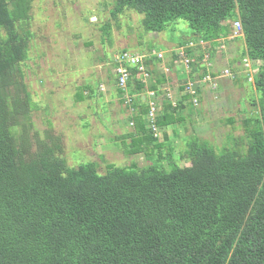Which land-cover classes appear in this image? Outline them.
I'll list each match as a JSON object with an SVG mask.
<instances>
[{"label":"trees","instance_id":"trees-1","mask_svg":"<svg viewBox=\"0 0 264 264\" xmlns=\"http://www.w3.org/2000/svg\"><path fill=\"white\" fill-rule=\"evenodd\" d=\"M34 1L0 0V264H264V0H113L115 20L126 10L136 14L128 22L137 33L157 35L184 22L198 36L196 51L201 42L230 37L240 21L245 48L229 67L235 74L243 71L249 83L253 71L242 65L248 58L260 98L251 103L241 137L229 135L216 150L194 136L177 152L167 130L174 135V125L195 121L186 103H199L200 86L209 83L201 67L204 55L196 61L185 51L192 72L201 71L191 78L200 79L194 94L188 82L173 84L148 68L154 78L148 90L178 86L180 97L163 110L156 102L153 123L142 97L146 83L132 69L127 90L117 87L120 96L130 95L127 108L135 109L129 118L135 135L130 143L123 137L127 165L110 163L104 172L96 162L69 166L62 136H27L31 111L38 108L23 70L30 67ZM122 25L119 20L115 26ZM102 30V44H112L108 22ZM155 51L149 43L140 51L145 67L160 54ZM179 54L172 50L170 58L180 63ZM138 154L151 162L136 166L131 159ZM181 161L189 165L182 167Z\"/></svg>","mask_w":264,"mask_h":264},{"label":"rangeland","instance_id":"rangeland-1","mask_svg":"<svg viewBox=\"0 0 264 264\" xmlns=\"http://www.w3.org/2000/svg\"><path fill=\"white\" fill-rule=\"evenodd\" d=\"M113 4V0L34 1L29 29L33 37L27 57L31 68L23 67V70L38 108L31 111L32 127L27 133L28 138L37 134L42 137L46 134L62 136L63 156L72 167L96 162L100 171L104 172L110 163L126 166L128 159L123 150V137H126L127 143L131 142L130 135H135V124L133 119H129L132 110L126 104L130 103L129 93L125 92L129 97L122 95L124 102L115 86L118 80L116 59L125 49L129 53L139 54L148 43L154 47L156 55H163L160 61H156V58L159 59L154 55L155 61L150 63L149 68L166 74L167 81L173 84L180 79L183 84L188 82L187 86L194 88L200 79L191 78L200 76L201 71L193 73L192 63L190 68L182 63L174 65L170 58L172 50H191L192 58L196 61L203 54L202 60L207 63L201 65L202 68L207 66L205 78H209L208 84L200 86L201 101L194 104L197 107L189 101L186 103L194 113L191 119L195 121L185 120L174 125V135L172 130H167L173 136L172 139L167 135L177 152H183L194 136L207 141L217 150L227 144L229 135L236 138L244 135L243 121L251 117L254 110L251 103L260 98L254 85L257 72L251 67L247 68V58H243L242 65L250 69L249 73L253 71L252 78L247 77L249 83L246 75H242L243 71L235 74L229 67L241 47L245 48L244 39L239 38L231 27L230 37H237L235 40L222 39L213 44L205 42L201 50L196 51L190 43H197L198 36L184 22H175L157 35L147 34L143 30L137 33L134 31L135 24L128 22L135 20L136 14L126 10L120 12L115 20ZM91 16L98 17V21L89 22ZM119 20L123 25L117 28L115 25ZM106 22L111 26V46L103 45L101 41ZM140 42L143 48L139 47ZM104 54L105 60H98L103 59ZM237 65L241 69V64ZM53 69L57 73H51ZM232 74L235 77L233 80ZM153 79H146L144 90L147 93L151 91L148 88ZM167 86H162L158 94L156 92V101L161 110L166 103L173 101L175 103L172 105H175L180 99L178 86L172 90ZM80 94L83 95L81 99L78 98ZM144 105L148 106V102H144ZM230 118L234 119L233 124L228 123ZM161 134L163 136V132ZM131 161L139 167L151 162L144 154L134 155ZM179 165L185 167L189 163L181 161Z\"/></svg>","mask_w":264,"mask_h":264},{"label":"built area","instance_id":"built-area-1","mask_svg":"<svg viewBox=\"0 0 264 264\" xmlns=\"http://www.w3.org/2000/svg\"><path fill=\"white\" fill-rule=\"evenodd\" d=\"M233 29H234L235 34H238V35L241 34V29H242L241 22L240 21L234 22ZM157 57L159 60H161L163 58L161 53L158 54ZM144 58L145 57L143 55H139V54L135 55V54L129 53V52H123L122 55L117 57V59H116L117 67H116L115 71L118 74V80L116 81V83H117V86L119 88L126 91V89L128 87V83L132 77V69L136 70V72H135L136 78L141 79V81L144 83L146 82V79L150 77V73L148 72L149 67H145L146 65L144 63ZM179 61H180V63H182L183 66H186L187 68L190 67V59L187 58L183 54V52H181V54H180ZM172 62L174 65L177 64L176 60H173ZM248 67H251L250 63L247 64V68ZM150 69H153V67ZM187 89L189 92H191L193 94L195 93L194 88L188 87ZM148 95L153 98V96L155 95V92L150 91L148 93ZM155 103L156 102H155L154 98L151 99L150 103H149L150 111L148 113V118L151 121V123L154 122L155 116L157 113V107H156Z\"/></svg>","mask_w":264,"mask_h":264},{"label":"clouds","instance_id":"clouds-1","mask_svg":"<svg viewBox=\"0 0 264 264\" xmlns=\"http://www.w3.org/2000/svg\"><path fill=\"white\" fill-rule=\"evenodd\" d=\"M232 29H233V27H232ZM233 30H234V29H233ZM227 39L235 40L236 37L232 36V37H228ZM200 44H201V45H202V44H205V42H201ZM190 46L195 47L196 45H195V43L191 42V43H190ZM179 52H180V54H181V52H183V54L185 55V51H184V50H180ZM180 54H179V56H180ZM185 56H186V55H185ZM144 57H145V56H144ZM186 57L190 59V65H191V62H192L191 58L188 57V56H186ZM179 59H180V57H179ZM247 60L249 61L250 65H251V67H252V64H251L250 60H249L248 58H247ZM204 63H205V62H204ZM205 64L207 65V63H205ZM209 64H210V63H209ZM206 67H207V66H206ZM189 68H190V67H189ZM115 86L118 87V86H117V83L115 84ZM118 88H119V87H118ZM126 90H127V89H126ZM151 91H152V90H151ZM149 92H150V91H148V93H149ZM154 92H155V95L153 96V98H154L155 102H157V101H156V92H157V91H154ZM148 93L146 92L145 94L142 95V97H144V101H145V102H148V105H149L150 100L153 99V98L150 97V96L148 95ZM158 93H159V92H157V94H158ZM124 97H129V95L125 93V94H124ZM131 110H132L131 113H134V112H135V109H134V108H131ZM146 117H147V116H146Z\"/></svg>","mask_w":264,"mask_h":264},{"label":"water","instance_id":"water-1","mask_svg":"<svg viewBox=\"0 0 264 264\" xmlns=\"http://www.w3.org/2000/svg\"><path fill=\"white\" fill-rule=\"evenodd\" d=\"M96 20H97L96 17H92V18H91V22H95Z\"/></svg>","mask_w":264,"mask_h":264},{"label":"crops","instance_id":"crops-1","mask_svg":"<svg viewBox=\"0 0 264 264\" xmlns=\"http://www.w3.org/2000/svg\"><path fill=\"white\" fill-rule=\"evenodd\" d=\"M173 60V59H172ZM179 89V88H178ZM143 100H144V97H143ZM167 101H165V103H166ZM171 102V101H170Z\"/></svg>","mask_w":264,"mask_h":264}]
</instances>
